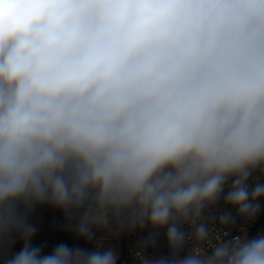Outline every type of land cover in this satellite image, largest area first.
<instances>
[{
    "label": "clouds",
    "instance_id": "clouds-1",
    "mask_svg": "<svg viewBox=\"0 0 264 264\" xmlns=\"http://www.w3.org/2000/svg\"><path fill=\"white\" fill-rule=\"evenodd\" d=\"M257 172L264 0H0L4 264H117L99 244L34 245L38 206L86 241L149 229L138 264H264V233L219 235L262 211ZM221 201L236 216L218 229ZM161 232L168 254L147 256Z\"/></svg>",
    "mask_w": 264,
    "mask_h": 264
},
{
    "label": "built area",
    "instance_id": "built-area-1",
    "mask_svg": "<svg viewBox=\"0 0 264 264\" xmlns=\"http://www.w3.org/2000/svg\"><path fill=\"white\" fill-rule=\"evenodd\" d=\"M228 211L232 213L233 217L236 216L235 209L225 207L221 201L219 205L213 207L206 215L209 219H215L216 227L219 229L218 217L222 213ZM148 232L149 229L146 228L144 231L137 230L133 233L125 232L118 236H114L106 230H98L94 233L92 240L89 241V248L92 250L97 244L102 245L103 248L111 247L118 254L117 264H138L133 253L138 248V242L141 241ZM257 233H264V224H258L257 218H255L254 221L236 218L234 224L226 226L219 231V235L224 239H232L244 234L252 237ZM17 251H19V249ZM145 254L149 257L168 254L166 240L162 232L156 241L155 247L149 248Z\"/></svg>",
    "mask_w": 264,
    "mask_h": 264
},
{
    "label": "crops",
    "instance_id": "crops-1",
    "mask_svg": "<svg viewBox=\"0 0 264 264\" xmlns=\"http://www.w3.org/2000/svg\"><path fill=\"white\" fill-rule=\"evenodd\" d=\"M256 182H264V177L259 172L254 174L249 183L254 184ZM262 213H264V201H261ZM30 223L37 229L32 243L34 245L43 246L44 252L48 253L52 248L59 243H66L70 247L79 246L82 248H89V241L77 239L74 232L68 227V221L64 215L50 207V206H38L33 213L29 216ZM74 227V223H73ZM22 247V241L17 239L12 244L11 249H5L9 255L11 252L17 251ZM7 256H0V264H4V260Z\"/></svg>",
    "mask_w": 264,
    "mask_h": 264
},
{
    "label": "trees",
    "instance_id": "trees-1",
    "mask_svg": "<svg viewBox=\"0 0 264 264\" xmlns=\"http://www.w3.org/2000/svg\"><path fill=\"white\" fill-rule=\"evenodd\" d=\"M256 218L258 220V224H264V213L260 212Z\"/></svg>",
    "mask_w": 264,
    "mask_h": 264
}]
</instances>
